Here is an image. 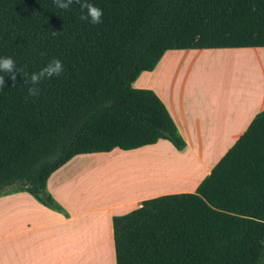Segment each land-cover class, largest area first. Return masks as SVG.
Returning <instances> with one entry per match:
<instances>
[{
  "label": "trees",
  "instance_id": "obj_1",
  "mask_svg": "<svg viewBox=\"0 0 264 264\" xmlns=\"http://www.w3.org/2000/svg\"><path fill=\"white\" fill-rule=\"evenodd\" d=\"M89 2L103 11L97 25L78 4L0 0V57L28 77L54 58L64 65L35 97L22 73L14 85L0 73V195L16 185L62 213L46 182L74 155L184 147L162 100L132 86L166 50L264 46V0ZM112 227L116 264H264V109L194 192L144 199Z\"/></svg>",
  "mask_w": 264,
  "mask_h": 264
},
{
  "label": "crops",
  "instance_id": "obj_2",
  "mask_svg": "<svg viewBox=\"0 0 264 264\" xmlns=\"http://www.w3.org/2000/svg\"><path fill=\"white\" fill-rule=\"evenodd\" d=\"M264 46L168 49L132 82L164 103L185 145L168 140L134 149L74 155L47 179L65 213L25 190L0 195V264H116L112 219L144 199L194 192L264 109V64L255 84L239 89L209 80V59L260 56ZM113 158V160H108ZM120 182V185L113 184Z\"/></svg>",
  "mask_w": 264,
  "mask_h": 264
},
{
  "label": "clouds",
  "instance_id": "obj_3",
  "mask_svg": "<svg viewBox=\"0 0 264 264\" xmlns=\"http://www.w3.org/2000/svg\"><path fill=\"white\" fill-rule=\"evenodd\" d=\"M53 3L57 8L62 10H70L73 4L80 6L81 21H87L92 25H97L102 22L103 11L99 7L95 6L89 0H53ZM59 33L53 32V35ZM64 65L59 58L50 60L45 66H43L38 72H34L28 77L22 69H18L16 63L11 57H0V73H4L10 77L13 81V85L17 79V74L22 73L24 76V82L30 83L28 87V95L35 97L40 94V88L38 85L44 80H50L53 77H59L63 74ZM5 86L4 75H0V90Z\"/></svg>",
  "mask_w": 264,
  "mask_h": 264
},
{
  "label": "rangeland",
  "instance_id": "obj_4",
  "mask_svg": "<svg viewBox=\"0 0 264 264\" xmlns=\"http://www.w3.org/2000/svg\"><path fill=\"white\" fill-rule=\"evenodd\" d=\"M250 62V64H241L240 62H236L238 60H242L244 58L239 57H228L229 60H224L221 57H214L213 60L209 59V64L204 70L205 77L209 80H220L229 85V87H233L234 89H239V84L246 85L251 87V84H255V82L259 79V73L257 69L259 68V64H264V54L260 56H244ZM108 160H113V158H109ZM121 182V181H120ZM118 180L114 182L115 185H120ZM12 189L16 188V185L10 187ZM9 188V189H10Z\"/></svg>",
  "mask_w": 264,
  "mask_h": 264
},
{
  "label": "water",
  "instance_id": "obj_5",
  "mask_svg": "<svg viewBox=\"0 0 264 264\" xmlns=\"http://www.w3.org/2000/svg\"><path fill=\"white\" fill-rule=\"evenodd\" d=\"M40 196H42V194H40Z\"/></svg>",
  "mask_w": 264,
  "mask_h": 264
}]
</instances>
